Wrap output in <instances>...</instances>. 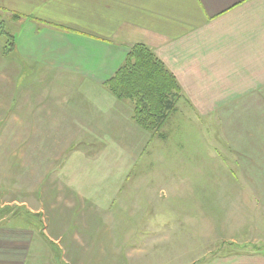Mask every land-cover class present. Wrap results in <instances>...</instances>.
Listing matches in <instances>:
<instances>
[{
	"label": "crops",
	"instance_id": "1",
	"mask_svg": "<svg viewBox=\"0 0 264 264\" xmlns=\"http://www.w3.org/2000/svg\"><path fill=\"white\" fill-rule=\"evenodd\" d=\"M2 20L14 34L13 51L7 55L0 51L3 70L17 76L48 75V100L32 101L37 106L25 120L60 119L69 126L78 120L85 123L82 131L93 130L90 122L96 125L91 111L104 114L101 98L105 94L111 98L104 84L123 64L129 48L137 43L148 45L178 79L181 101L196 105L200 119L208 122L210 154L214 158L225 155L219 158H224L226 169L241 170L236 173L241 176L235 189L245 212L256 211V220L264 217V0H0ZM4 40L0 36L3 46ZM59 90L70 93L63 105L50 96ZM73 103L80 104L79 110L72 108ZM21 107L18 115L24 118ZM21 135L24 138L17 140L12 170L16 174L26 168L34 170L37 180L39 171L47 167L44 159L37 158L39 150L30 145V139L43 134L23 129L17 131V137ZM62 151L64 156L70 154ZM26 153L33 156L25 157ZM63 160L48 169L57 171ZM65 165L67 171L72 170L73 161ZM99 181L97 192L103 196L113 192L119 179ZM57 182L73 188L59 199L68 204L72 197V208L52 206L48 210L47 204H39L28 210L23 205L27 213L2 217L0 264H185L184 248L177 246L181 231L165 224L167 217H180L174 206L185 200L174 187L163 188L166 184L160 186L157 180L156 192L161 189L166 198L164 206H154L149 199L152 188L141 189L143 183L152 187V180L128 178L129 190L139 185L141 196L137 205L121 199L120 216H116L115 210H104L111 200L103 197L107 202L99 199L96 210H83L82 204L78 207L79 199L84 201L94 191V180ZM88 184L92 191L84 188ZM179 184L185 192V181ZM165 190L175 197L168 199L171 195ZM116 201L118 198L111 201L112 207ZM254 202L260 204H250ZM121 207L137 213L122 215ZM31 214L38 220L30 219ZM117 217L149 220L145 225L133 224V230L123 233ZM205 257L192 264H264V251L255 249Z\"/></svg>",
	"mask_w": 264,
	"mask_h": 264
},
{
	"label": "rangeland",
	"instance_id": "2",
	"mask_svg": "<svg viewBox=\"0 0 264 264\" xmlns=\"http://www.w3.org/2000/svg\"><path fill=\"white\" fill-rule=\"evenodd\" d=\"M3 27L4 31L8 29L6 24ZM6 49L5 44L4 46L0 44V51H6ZM47 76L46 73L37 72L32 75L22 73L17 76L16 73L5 72L0 62V221L2 217L11 213L15 215L27 213L29 209L35 210L39 204L44 207L47 204L48 210L53 207L54 209H71L69 202L72 201V197L68 199V204L59 200L62 193L68 189L71 188L73 191L72 187L65 184L57 185V181L62 183L67 179L72 182L87 179L95 181L94 191L89 184L84 187L92 192L84 201L79 199L78 207L82 204L83 210H96L99 207L98 200L102 197L108 201L118 198L114 207L111 206V201L101 200L110 204L106 205L104 210H115L114 215L120 216L118 207L121 206V199H127L137 205V200L141 196L139 185H135L130 191L126 179L146 178L152 180L153 186H145L143 183L141 189L152 188L149 199L151 198L154 206H164L163 201L166 198L165 192H161V189L158 188L156 192L157 180L161 183L160 186L166 184L163 188L174 187L175 191L185 199L184 203L181 202L182 205L177 203L174 206L175 212H178L180 217L165 219V224L177 226L181 231L180 244H175L184 248L182 253L185 264H192L197 258V260H205L207 258L205 254L206 256L228 254L240 249L253 250L258 246H264V217L257 219L260 223L258 225L256 211L248 214L245 212L247 208L240 202L241 198L235 189L237 178L241 176L236 173H241V170L226 169L225 155L218 154L224 157L220 159L219 156L214 158L210 154L208 122L200 119L201 110H198L196 105L180 101L178 111L171 115L161 131L150 133L134 120V103L118 99L104 84L111 98L107 94L103 95L105 101L101 98L104 104L101 107L105 109L103 115L96 114L95 111L90 112L92 118L97 120L94 121L96 125H93V122L89 123V125L92 124L94 131L80 130L85 123L78 120H72L74 122L70 126L60 119L27 121L25 115L31 113L37 106L32 104V101L48 100ZM55 76L60 77V75ZM64 90L69 91L66 87ZM97 91L91 93L95 95ZM58 92L63 94L58 95ZM58 92L55 96V91H52L50 96L55 101L57 99L58 105H63L70 93L65 94L62 90ZM198 102L197 106L202 109V102ZM96 103L97 101L86 104ZM73 104L74 110H79L81 107L78 103ZM20 107L24 118L18 115ZM90 108L91 106H88V109ZM23 129L29 134L34 132L43 134L41 138L30 139L32 140L30 145L37 146L36 150H39L37 158L44 159L45 161H42L47 167L39 171L40 177L37 180L34 179L36 177L34 170L26 168L22 172L18 171L17 174L15 170H12V167H15L13 160L17 156L14 152L17 149L15 148L17 140L24 138L22 135L17 137V131ZM63 129L71 132L65 133L66 130L62 132ZM63 133H65L64 136ZM62 150L70 154L64 156ZM32 156V154H25V157ZM68 157L69 159L66 160ZM62 159H64L63 163L57 171L48 169L54 165L53 163H59ZM69 160L73 161V165H71L72 170L67 171L65 164ZM134 165H137L136 168ZM8 176H10L9 179ZM107 178L119 179V181L118 184L113 185L111 194L101 196L102 194L99 195L97 192V189L101 188L97 185H100L99 180ZM192 179L193 182H191ZM182 180L186 183L185 192H183V185L179 184ZM165 191L171 195L168 199L172 200L175 197L170 191ZM54 198H57L55 204L50 205L49 202ZM124 204L127 206V201ZM250 204L256 206L260 203ZM121 209L122 215L134 216L137 213L130 210V207L127 209L121 207ZM29 218L38 220L37 215L34 214H31ZM116 219L123 224V233L124 230L125 232L133 230L134 226L145 225V221L149 220V218L141 217H117ZM169 242H172V237ZM173 259L174 257H171L169 260L173 261Z\"/></svg>",
	"mask_w": 264,
	"mask_h": 264
},
{
	"label": "trees",
	"instance_id": "3",
	"mask_svg": "<svg viewBox=\"0 0 264 264\" xmlns=\"http://www.w3.org/2000/svg\"><path fill=\"white\" fill-rule=\"evenodd\" d=\"M3 26L2 20L0 36L5 39L7 49L4 53L7 55L14 49V34L8 29L4 31ZM105 85L118 99L134 103V120L150 133L161 131L171 115L178 111L183 98L182 87L174 73L143 43L130 47L124 64ZM255 249L264 251V246Z\"/></svg>",
	"mask_w": 264,
	"mask_h": 264
}]
</instances>
